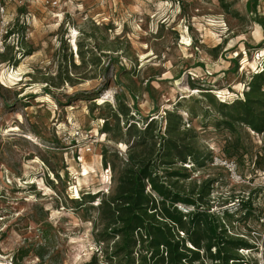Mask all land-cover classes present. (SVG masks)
Listing matches in <instances>:
<instances>
[{"label":"rangeland","instance_id":"obj_1","mask_svg":"<svg viewBox=\"0 0 264 264\" xmlns=\"http://www.w3.org/2000/svg\"><path fill=\"white\" fill-rule=\"evenodd\" d=\"M247 1H0V263L124 264L99 204L150 122L191 148L178 190L212 181L205 206L249 244L235 264H264V131L221 106L264 73V0Z\"/></svg>","mask_w":264,"mask_h":264},{"label":"trees","instance_id":"obj_2","mask_svg":"<svg viewBox=\"0 0 264 264\" xmlns=\"http://www.w3.org/2000/svg\"><path fill=\"white\" fill-rule=\"evenodd\" d=\"M256 2L248 0L246 7ZM251 80L243 100L221 104L228 111V120L223 122L227 127L237 122L260 133L264 131V90L261 89L264 73H257ZM104 127L109 132L108 123ZM168 128L167 133L177 131L173 126ZM136 133V145L144 148L128 154L112 195L99 204L102 232L116 237L115 256L125 260L124 264L241 261L238 250L248 249L249 244L227 233L225 220L231 213L223 210L215 214L205 206L212 181L206 179L196 186V191L185 193L171 180V177H186L181 173L185 169L174 167L175 162L185 163L192 156L191 148L182 143L185 139L161 137L157 141L150 122ZM160 157L163 159L158 160ZM249 205L243 203L241 209L247 212ZM133 252L137 259L131 258ZM85 264H96V257Z\"/></svg>","mask_w":264,"mask_h":264},{"label":"built area","instance_id":"obj_3","mask_svg":"<svg viewBox=\"0 0 264 264\" xmlns=\"http://www.w3.org/2000/svg\"><path fill=\"white\" fill-rule=\"evenodd\" d=\"M2 2H9L11 0H0ZM2 10V9H1ZM1 45V42H0ZM212 163L214 165H217L219 167H223L224 169H226V171L229 174V177L234 180V181H239L240 180V175L237 173V164L234 160L232 159H227L223 156L220 155H214L212 156Z\"/></svg>","mask_w":264,"mask_h":264},{"label":"bare ground","instance_id":"obj_4","mask_svg":"<svg viewBox=\"0 0 264 264\" xmlns=\"http://www.w3.org/2000/svg\"><path fill=\"white\" fill-rule=\"evenodd\" d=\"M97 102H102V98H98ZM0 264H4V263H0Z\"/></svg>","mask_w":264,"mask_h":264}]
</instances>
